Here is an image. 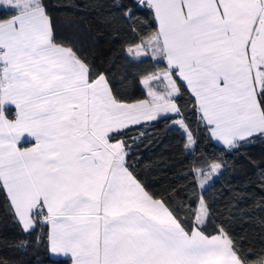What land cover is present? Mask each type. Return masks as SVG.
I'll return each instance as SVG.
<instances>
[{
  "label": "snow or ice",
  "instance_id": "1",
  "mask_svg": "<svg viewBox=\"0 0 264 264\" xmlns=\"http://www.w3.org/2000/svg\"><path fill=\"white\" fill-rule=\"evenodd\" d=\"M0 8L13 13L0 19V189L23 233L46 223L49 252L71 264H264V254L251 259L223 225L207 230L209 173L201 179L193 166L201 197L185 212L170 202L175 189L168 199L155 195L130 162L147 122L182 115L177 78L198 122L228 150L264 138V0L119 4L128 20L149 9L157 25L126 47L129 59L166 62L141 79L146 98L132 101L57 40L45 0H0ZM173 123L195 143L183 119ZM25 137L31 147L21 145ZM256 183L264 189V169Z\"/></svg>",
  "mask_w": 264,
  "mask_h": 264
},
{
  "label": "trees",
  "instance_id": "2",
  "mask_svg": "<svg viewBox=\"0 0 264 264\" xmlns=\"http://www.w3.org/2000/svg\"><path fill=\"white\" fill-rule=\"evenodd\" d=\"M45 3L58 41L70 42L95 71L106 73L115 91L126 100L146 98L141 79L166 67V62L149 58L133 62L126 47L156 30V21L149 9H137L135 17L128 20L118 5L131 7L132 0H45ZM12 14L0 8V19ZM177 84L181 95L175 99L182 115L170 113L166 118L147 122L148 126L141 129L147 134L133 146L130 162L150 192L168 199L175 189V198L170 202L173 207L183 204L185 212L194 210L201 197L195 186L193 166L203 171L211 162H220L223 167L218 176L203 191L210 209L207 230L213 232L217 225H223L241 251L254 260L264 254V189L256 183L259 170L264 169V138H256L239 150L215 144L205 126L197 120L194 97L178 79ZM177 119H183L193 134L192 150L186 149L185 136L173 125ZM128 135L138 136L139 133ZM48 232V225L40 222L31 234L23 233L5 192L0 189V261L70 264L65 258L50 256ZM38 237L39 243L36 242ZM22 239L29 242L26 249L16 247Z\"/></svg>",
  "mask_w": 264,
  "mask_h": 264
},
{
  "label": "rangeland",
  "instance_id": "3",
  "mask_svg": "<svg viewBox=\"0 0 264 264\" xmlns=\"http://www.w3.org/2000/svg\"><path fill=\"white\" fill-rule=\"evenodd\" d=\"M151 84H152V86H153V88H154V90H156V91H158V92H163L164 91V89H165V85L164 84H162L160 81H152L151 82ZM143 87V86H142ZM144 88V90L147 92V88H145V87H143ZM172 114H174V113H172ZM169 115V114H168ZM177 125V124H176ZM177 126H179V125H177ZM176 126V127H177ZM178 128V127H177ZM185 138H186V134H185ZM186 141H187V139H186ZM216 142H218L219 144H222L221 142H219V141H216ZM187 144H188V147L186 148L187 150H192V148L194 147V144H192V143H189L188 141H187ZM226 147V146H225ZM219 172H220V170H218V172H216V173H212L211 172V167L209 166L208 168H206L205 170H203V171H201V179H203V174L204 173H209L210 174V176H209V179H208V182H207V184H206V186L214 179V178H216L217 176H218V174H219ZM205 186V187H206ZM199 188V187H198ZM199 191L201 192V189L199 188ZM49 229V228H48Z\"/></svg>",
  "mask_w": 264,
  "mask_h": 264
},
{
  "label": "crops",
  "instance_id": "4",
  "mask_svg": "<svg viewBox=\"0 0 264 264\" xmlns=\"http://www.w3.org/2000/svg\"><path fill=\"white\" fill-rule=\"evenodd\" d=\"M143 58H147V57H141V58H138L137 60H139V59H143ZM150 59V58H149ZM152 60V59H151ZM154 61H156V60H154ZM179 81H181L185 86H186V84L182 81V80H180L179 78H177ZM142 85V84H141ZM187 88V87H186ZM173 125L174 126H177L176 124H174L173 123ZM178 127V129L183 133V135L185 136V132H184V130L182 129V128H180L179 126H177ZM212 138V137H211ZM212 140L214 141V143L215 144H217V145H219V146H222V147H225L223 144H219L218 142H216V140L214 139V138H212ZM34 143V141H32L31 140V138H28V137H25L23 140H22V142H21V145L23 146V147H31L32 146V144ZM45 212H46V210H45ZM46 224V223H45ZM50 226L48 225V228H49ZM49 254H50V256L52 257V258H64V257H55V256H53L50 252H49ZM70 264H71V262H70Z\"/></svg>",
  "mask_w": 264,
  "mask_h": 264
}]
</instances>
